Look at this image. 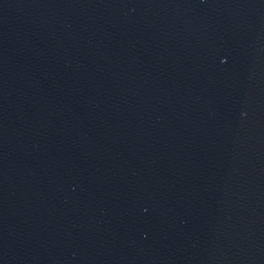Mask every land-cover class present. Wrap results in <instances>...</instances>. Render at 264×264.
Returning <instances> with one entry per match:
<instances>
[{
  "label": "water",
  "instance_id": "1",
  "mask_svg": "<svg viewBox=\"0 0 264 264\" xmlns=\"http://www.w3.org/2000/svg\"><path fill=\"white\" fill-rule=\"evenodd\" d=\"M0 264H264V0H0Z\"/></svg>",
  "mask_w": 264,
  "mask_h": 264
}]
</instances>
